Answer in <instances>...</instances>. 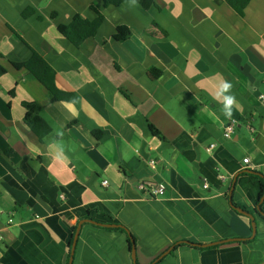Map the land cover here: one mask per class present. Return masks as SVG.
<instances>
[{
  "label": "crops",
  "instance_id": "1",
  "mask_svg": "<svg viewBox=\"0 0 264 264\" xmlns=\"http://www.w3.org/2000/svg\"><path fill=\"white\" fill-rule=\"evenodd\" d=\"M99 14L80 45L63 35ZM34 52L72 99L15 66ZM0 68V264H69L81 221L72 264H264V0L243 13L229 0H0ZM222 80L239 102L231 118L214 98ZM25 103L51 134L31 129ZM232 201L255 213L253 238ZM234 238L247 239L185 243Z\"/></svg>",
  "mask_w": 264,
  "mask_h": 264
},
{
  "label": "trees",
  "instance_id": "2",
  "mask_svg": "<svg viewBox=\"0 0 264 264\" xmlns=\"http://www.w3.org/2000/svg\"><path fill=\"white\" fill-rule=\"evenodd\" d=\"M123 1L125 0H103V3H104V6H110V5L119 6L120 4L123 3ZM137 1L145 9H148L154 5V0H137ZM248 2L249 0H229V3L231 4V6L235 8L239 13H243V10ZM102 21H103V16L101 14H99L98 17L93 21L85 19L81 15H76L74 16L70 24H68L62 29V33L67 39H69L75 45H80L83 41H85L89 37H92L93 35L96 34ZM129 36H130V30L127 27L125 26L118 27L117 33L115 35L117 39L125 40ZM15 66L19 69L25 68L36 79H38L49 90L50 95H51V100H57V99L70 100L74 97L73 94L62 92L57 88L55 84L54 69L37 52H34L32 57L28 61L16 63ZM0 71L3 72L4 70L0 68ZM25 107L28 110L25 119L27 123L29 124V126L31 127V129L40 138H44L48 136L49 134H51L52 133L51 125L46 120H44L41 116H39L36 112L39 106L36 103H25ZM154 130L156 133H158L156 129ZM263 194H264V183H262V190H261L260 196L262 197ZM231 205L235 211H237V208H242L246 210L245 207L240 206L233 201ZM261 213H263L262 210H261ZM130 240L132 244L131 237H130ZM190 245L196 246L193 243H191Z\"/></svg>",
  "mask_w": 264,
  "mask_h": 264
},
{
  "label": "built area",
  "instance_id": "3",
  "mask_svg": "<svg viewBox=\"0 0 264 264\" xmlns=\"http://www.w3.org/2000/svg\"><path fill=\"white\" fill-rule=\"evenodd\" d=\"M261 101L264 102V95H261L260 97ZM237 125V120L236 119H231L228 124L225 126L224 129V137L225 138H231L232 134L234 133V130L236 128ZM215 147V144H211L210 146H208L207 150L210 151L211 149H213ZM250 161L249 158H244V163L248 164ZM158 164L157 159L155 158H151L149 160V166L151 167V169H156ZM103 185L107 186L108 185V181L104 180L103 181ZM205 187H208V184L205 183L204 184ZM137 189L139 192H141L142 194L149 196L151 198H155V197H159L165 194L166 188L162 183H159L157 181H140L137 184ZM12 220H10L11 222Z\"/></svg>",
  "mask_w": 264,
  "mask_h": 264
},
{
  "label": "clouds",
  "instance_id": "4",
  "mask_svg": "<svg viewBox=\"0 0 264 264\" xmlns=\"http://www.w3.org/2000/svg\"><path fill=\"white\" fill-rule=\"evenodd\" d=\"M233 84L228 80H222L219 84V89L215 95V99L222 104L223 114L231 118L233 114V109L239 107V102L236 99L235 94L232 92ZM71 103V102H67ZM58 137L63 136V132H57ZM61 156H63V149H60Z\"/></svg>",
  "mask_w": 264,
  "mask_h": 264
},
{
  "label": "water",
  "instance_id": "5",
  "mask_svg": "<svg viewBox=\"0 0 264 264\" xmlns=\"http://www.w3.org/2000/svg\"><path fill=\"white\" fill-rule=\"evenodd\" d=\"M231 195H232V191H231V194H230V198H231ZM237 211L240 212V213H242V214H244V215H246V216H248L251 219L252 236L250 238H253L255 236V233H256V230H257L255 213L254 212L251 213V212L246 211V210H244L242 208H237ZM256 211L259 213L260 212L259 208H257ZM260 214L263 215V213H261V212H260ZM84 221H89V222H92V223H95V224H98V225H103V226H116L115 224H103V223L95 222L93 220H84ZM82 223H83V221L79 222L78 227H77L76 234L74 236V242H73L72 248H71V258H70V263L69 264H72V262H73V254H74V251H75L76 241H77V238H78V235H79V230H80V227H81ZM246 239L247 238H234V239H227V240L218 241V242H214V243H210V244H204V245L195 244V245H197V246H209V245H217V244H221V243H226V242H229V241H232V240L242 241V240H246ZM185 243L191 244L192 242L185 241ZM131 251H132L133 260L135 261L136 253H135V244H134V241L133 240H132V250Z\"/></svg>",
  "mask_w": 264,
  "mask_h": 264
}]
</instances>
